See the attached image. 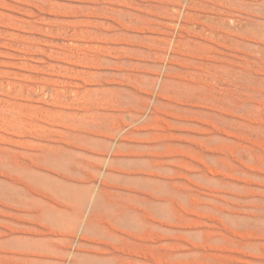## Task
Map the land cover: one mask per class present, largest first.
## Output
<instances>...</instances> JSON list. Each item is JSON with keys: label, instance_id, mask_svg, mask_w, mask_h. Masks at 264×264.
Wrapping results in <instances>:
<instances>
[{"label": "rangeland", "instance_id": "1", "mask_svg": "<svg viewBox=\"0 0 264 264\" xmlns=\"http://www.w3.org/2000/svg\"><path fill=\"white\" fill-rule=\"evenodd\" d=\"M0 264H264V0H0Z\"/></svg>", "mask_w": 264, "mask_h": 264}]
</instances>
